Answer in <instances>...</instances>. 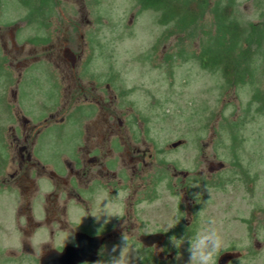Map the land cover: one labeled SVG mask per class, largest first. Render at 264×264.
I'll return each instance as SVG.
<instances>
[{
	"label": "rangeland",
	"instance_id": "1",
	"mask_svg": "<svg viewBox=\"0 0 264 264\" xmlns=\"http://www.w3.org/2000/svg\"><path fill=\"white\" fill-rule=\"evenodd\" d=\"M1 1L0 39L7 40L8 56L2 57L0 51V174L4 153L14 150L10 130L23 144V126L33 129L27 145L32 148L34 141L35 157L55 171L64 168L78 143V124L83 114L73 110L76 104L69 99L67 81L59 83L57 68H88L94 82L101 80L95 78L99 70H108L118 75L111 88L123 86L126 90L125 97L119 99L121 105L130 106V112L139 116L136 128L149 130L147 134L143 132L148 143L141 146L152 154L153 176H180L179 172H183L202 178L189 182L188 207L184 208L181 224L192 221L197 232L216 228L222 237L220 252L227 248L245 250L248 234L244 224H248V218L249 225L256 226L255 238L262 240L264 214L255 212L264 210V39L260 47L253 44L250 48L255 57V73L243 84H227L218 69L202 68L198 56L212 42L215 7L230 6L232 18L240 26L264 27V0H209L202 22L189 32L175 25V21L159 22L160 13L140 8L137 0H42L41 21L35 15L29 16L39 0H30L33 4L27 8L23 0ZM38 40L44 42L36 48L35 55L40 60L17 74L11 68L31 57L27 55L33 45L30 42ZM21 45L24 52L16 50ZM65 48L78 56L73 64L63 58ZM24 63L18 68L26 67ZM22 118L29 123L24 125ZM45 120L47 126L35 136ZM178 141L182 144L171 148ZM12 156L15 161V152ZM210 162L224 164V170L213 182L206 179ZM215 182L221 185H210ZM45 187V183L39 187L35 198L38 205ZM247 187L251 190L247 191ZM63 199L58 212L66 227L62 228L59 244L69 239V232L83 230L85 224L82 213L69 205L67 215L62 216L64 204L67 205V198ZM162 199L167 200L164 192ZM38 205L32 217L42 222L45 215L38 211ZM13 209L6 203L3 215L13 213ZM154 217L167 242L157 248V255L177 257L179 253V258H189V244L176 248L171 243V239L182 237L180 233L168 232L177 224L174 210L165 212L160 208ZM44 234L39 231L37 236L27 238H32L36 255L47 241L41 240ZM9 241L14 242L15 237ZM112 249H106L108 255L115 254ZM251 251L239 264H264V245Z\"/></svg>",
	"mask_w": 264,
	"mask_h": 264
},
{
	"label": "flooded vegetation",
	"instance_id": "2",
	"mask_svg": "<svg viewBox=\"0 0 264 264\" xmlns=\"http://www.w3.org/2000/svg\"><path fill=\"white\" fill-rule=\"evenodd\" d=\"M0 4L4 2L0 0ZM32 4L30 0L23 3L26 8L31 7ZM42 10V0H39L36 12L30 10L29 16L32 15L33 18L35 15L41 21L43 20ZM12 38L10 33L11 45H13ZM6 43V39L4 42L0 39V51L5 58L8 56ZM30 43L36 45L35 47L31 45L32 48L27 52V55L31 57L23 58L21 62L16 63L15 68H11L17 74L22 70L31 69L27 67L34 66L40 60L35 55L36 48L43 46L44 42L38 40L36 43ZM24 49V45L16 48L18 52H24ZM72 58L78 60V56L74 55ZM65 61L68 60L65 59ZM27 62L30 64L27 65ZM20 63H24L26 67L18 68ZM10 64L12 66V63ZM57 69L61 81L59 83L67 81L69 99L72 98L71 100L76 104L73 110L82 111L83 114L78 124V143L72 152V159L64 162V168L55 171L43 165L35 157L34 141L31 144L32 148H28L27 141L33 129H30V132L29 129L22 127L23 144H19V137L15 135L13 129L10 130L15 161L13 152L4 153L2 174H0V200H2L0 203V264H40L49 252H61L67 247H77V234L101 240L96 261L78 264H102L108 255L107 248L116 246L118 249L123 244L122 234L128 235L130 240L139 246L142 261H137V264H188L189 258L186 256L177 258L175 255L167 257L157 255V248L167 243L165 235L159 244L152 246L144 245L141 238L158 233L163 234L164 231L157 226L158 222L154 216L160 208L165 212L171 209L174 210L178 219L177 224L168 232L180 233L185 239L182 247L187 246L189 243L186 240L197 232L198 227L192 224V221L181 224L184 208L188 207L186 195L189 191V182L202 178H193L183 172H179L180 176H153L152 154L148 152L149 148L142 147L148 143L145 134L149 130L137 129L135 125L139 116L130 112L132 109L130 106L124 108L121 105L119 99L124 98L126 94L124 87L119 86L116 90L111 88L110 84L117 81V74H110L108 70H99L95 78L98 77L101 80L94 82L92 71L88 68L71 66V68H61L62 71L60 68ZM127 108L129 111H125ZM93 114L95 118L92 117ZM48 117L52 119V114ZM22 122L24 125L29 123L25 118H22ZM46 123L47 120L39 130L35 131V136L47 126ZM213 164L210 162L207 166L206 179L209 182H213L215 176L224 170L223 168L210 171ZM13 165L15 170L12 169ZM243 180L245 183L248 182L245 178ZM42 183H45L46 187L44 194L41 195V205H38L35 203V198L39 194ZM210 185L218 186L221 182ZM61 186L63 189L65 187V190L60 189ZM246 190L249 191L251 188L247 187ZM163 192L166 194V201L162 199ZM63 196L67 198V205L64 204L62 216L67 215L69 205L82 213L85 224L82 226L83 230L69 232V239L59 244L62 228L66 227L58 212L60 202L64 201ZM6 203L11 204L14 209L13 213L4 216ZM37 205L40 208L38 211L45 215L42 222H36L32 217L36 214L34 207ZM103 210L108 211L112 216L107 218V223H104L103 216L99 221L92 216ZM256 213L263 215L264 210ZM250 220L248 218L245 220L248 224H244L248 234L245 250L235 251L227 248L218 254L215 264H219L221 255L225 253H238L240 256L231 258L224 264H239L253 253L252 248L258 249L264 245L263 236L260 241L255 238L257 237L256 226L249 225ZM261 220L264 221V215ZM101 225H103L102 228ZM261 230L264 235V225ZM39 231L45 232L41 240L47 241L41 244V252L36 255L35 247H32V238L37 236ZM12 236L15 237L14 242L9 241ZM28 236L32 238L27 240Z\"/></svg>",
	"mask_w": 264,
	"mask_h": 264
},
{
	"label": "trees",
	"instance_id": "3",
	"mask_svg": "<svg viewBox=\"0 0 264 264\" xmlns=\"http://www.w3.org/2000/svg\"><path fill=\"white\" fill-rule=\"evenodd\" d=\"M137 1L140 8L159 12V22L168 24L171 20L175 21V25L187 32L202 22L210 5L209 0ZM232 12L230 6L213 9L215 33L210 38L212 42L202 49L198 59L202 68L221 71L227 84H243L246 78L250 80L255 73V57L250 53V48L253 44L257 47L262 45L264 27L250 24L245 25L246 28L240 26L232 18Z\"/></svg>",
	"mask_w": 264,
	"mask_h": 264
},
{
	"label": "clouds",
	"instance_id": "4",
	"mask_svg": "<svg viewBox=\"0 0 264 264\" xmlns=\"http://www.w3.org/2000/svg\"><path fill=\"white\" fill-rule=\"evenodd\" d=\"M97 221L101 217H105L104 223L108 222L111 214L103 210L98 214L92 215ZM209 223H212L211 221ZM103 225H101V228ZM123 244L120 246L119 251L116 252V246L112 251L114 255H107L102 264H137V261H142V255L139 246L131 241L129 236L122 234ZM184 242L183 237L179 239H171V243L178 248ZM190 253L189 262L195 261L196 264H215L218 253L222 248V237L214 227L204 228L193 234L188 240ZM179 258V253H177Z\"/></svg>",
	"mask_w": 264,
	"mask_h": 264
},
{
	"label": "water",
	"instance_id": "5",
	"mask_svg": "<svg viewBox=\"0 0 264 264\" xmlns=\"http://www.w3.org/2000/svg\"><path fill=\"white\" fill-rule=\"evenodd\" d=\"M74 54L69 50H64V57L70 62L74 63ZM181 142L173 143L172 148L180 145ZM210 171L220 170L224 167L222 163H214ZM163 240L162 234H154L149 236H143L141 242L144 245L152 246L159 244ZM77 247H67L61 252L52 251L49 252L46 257L41 260L40 264H78L80 262H94L97 259V250L101 245V240L98 238L90 239L84 234L76 235ZM238 253H225L221 255L219 264L226 263L229 259L239 257Z\"/></svg>",
	"mask_w": 264,
	"mask_h": 264
}]
</instances>
